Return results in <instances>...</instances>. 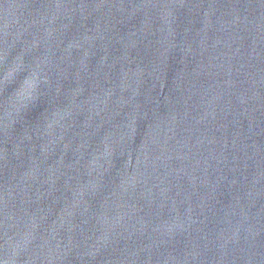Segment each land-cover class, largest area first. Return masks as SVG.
I'll return each instance as SVG.
<instances>
[{"label":"water","instance_id":"obj_1","mask_svg":"<svg viewBox=\"0 0 264 264\" xmlns=\"http://www.w3.org/2000/svg\"><path fill=\"white\" fill-rule=\"evenodd\" d=\"M0 264H264V0H0Z\"/></svg>","mask_w":264,"mask_h":264}]
</instances>
